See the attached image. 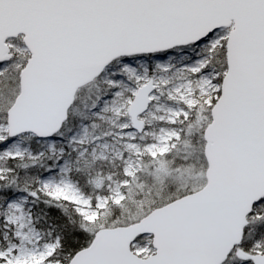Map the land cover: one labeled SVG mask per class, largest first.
<instances>
[{
  "label": "snow or ice",
  "instance_id": "obj_1",
  "mask_svg": "<svg viewBox=\"0 0 264 264\" xmlns=\"http://www.w3.org/2000/svg\"><path fill=\"white\" fill-rule=\"evenodd\" d=\"M0 264H264V0H0Z\"/></svg>",
  "mask_w": 264,
  "mask_h": 264
}]
</instances>
